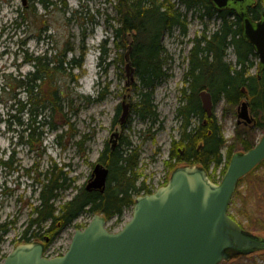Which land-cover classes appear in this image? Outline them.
Masks as SVG:
<instances>
[{
	"label": "rangeland",
	"instance_id": "1",
	"mask_svg": "<svg viewBox=\"0 0 264 264\" xmlns=\"http://www.w3.org/2000/svg\"><path fill=\"white\" fill-rule=\"evenodd\" d=\"M51 1H54V4L45 10L37 5L36 1H31L36 9L35 13L31 14V10L27 9L30 17L18 29L16 25L21 21L19 13L24 9L22 0H13L12 9L0 7V223L9 224L11 221L8 234L0 244V264L22 243L17 239L27 229L29 220L33 217V208L40 204L37 179L42 180L41 175L54 163L58 167L68 165L65 170L69 172L72 186L62 192L56 203L61 205L89 182L93 168L99 162L105 147L109 145L110 148H115L123 143L121 137H113L111 140L116 130L120 136L132 142V147L140 156L139 183L143 182L153 192L167 185L175 170L166 166V161L169 160L172 139L180 138L181 122L176 113L182 104L181 89L184 86L183 78L188 68L193 38L202 35L205 30L209 35L219 26V21L215 18L205 19L203 23L197 19V14H189L186 36L182 35L179 29H175L173 34L165 35L164 44L169 57L166 69L169 75L157 86L154 94L159 122L149 129V122H144L131 113L125 127H122V111L118 114V106L125 98L131 103L136 101L137 78L134 71L135 78L128 86L130 79L126 70L127 60H121L123 51L116 50L112 42L111 25L116 24L114 18L117 0H66V4L62 0ZM43 16L46 20L44 30ZM107 36L110 37L106 47L108 55L102 59L99 45L101 46ZM126 52L124 51L125 54ZM63 54H66L67 60L77 61L83 55V68L73 71L77 75V83L71 81L70 77L65 80V84L88 99L76 101L66 109L71 119V129L60 126L59 130L52 131L48 127L42 137L40 136L42 141L22 145L17 129L21 131L26 126L22 127L16 119H12L11 123L4 122L15 97V114L20 107L19 103L27 102L25 86L20 91L12 90V87L17 85L15 80L35 71L33 60L36 57L47 55L52 58ZM227 60L232 64L236 62L233 48L228 50ZM254 60L258 62L259 58ZM257 67L251 70V74L257 75ZM246 101L248 99L242 102ZM242 102L233 107L222 99L217 105H213L214 116L227 141L226 146L222 148L223 163L219 167L212 165L208 172L210 179L217 184L225 175L223 168L227 162L228 146L236 148V151L241 148L235 137L244 136L245 129H240L242 126L238 125L239 107ZM28 105L27 103L26 110ZM26 110L18 115L24 123H27L29 118V112ZM49 114L50 112L47 117ZM55 123L59 125L58 121ZM67 130L69 134H66ZM27 133L28 131H24L23 141L27 140ZM262 135L261 130H254L253 142L257 144ZM8 161L12 163L7 167L4 163ZM258 166L253 170V175L239 182L229 213L234 215L246 230L264 237V232L250 229L251 224L257 226L261 221L264 225L263 209L258 207V204H264V201L260 199L262 194H257L258 190H264V162ZM133 210L134 206L127 208L121 221L116 217L108 221V230H121L132 218ZM93 217L89 213L83 214L74 224L63 228L53 242L50 241L52 234L47 233L50 227L48 223H45L42 229L34 227L32 231L45 235L42 240L44 244V240L49 239L45 254L54 257L67 252L76 230L79 229L77 226H88ZM221 264H264V250L223 261Z\"/></svg>",
	"mask_w": 264,
	"mask_h": 264
},
{
	"label": "trees",
	"instance_id": "2",
	"mask_svg": "<svg viewBox=\"0 0 264 264\" xmlns=\"http://www.w3.org/2000/svg\"><path fill=\"white\" fill-rule=\"evenodd\" d=\"M40 1L46 8L54 4L51 0ZM62 1L66 4V0ZM255 1L258 3L257 11L264 8V0ZM233 11L232 9L220 11L211 0H117L115 4L116 24L111 25L112 42L116 50L123 51L121 54L123 62L126 61L124 51L126 52L129 46H132L130 59L137 78L136 101L132 104V113L136 114L140 120L149 122V129L159 122L158 107L154 99L155 89L169 75L166 69L169 57L164 44L165 35L173 34L175 29H179L181 34L186 36L189 14H197V19L203 23L205 19L215 18L219 21V26L213 33L208 35L205 30L202 35L193 38V45L188 56V68L183 78L184 86L181 89L182 104L179 105L176 113L181 122L180 138L172 140L173 148L170 150V158H178L177 166L181 163L197 164L209 172L212 165L219 167L224 160L222 148L226 146L227 141L215 116L207 120V124L204 123L207 115L199 97L202 90H208L212 94L214 105L224 99L227 105L234 107L242 100L248 99L252 113L257 119V127L264 132V72L261 78L251 74V70L257 66L254 58L257 59L258 55L253 46L242 36L241 19ZM19 16L20 22L26 23L29 19L28 10L23 9ZM109 42L110 37L107 36L101 44L102 59L108 55L106 47ZM230 48H233L236 57L234 64L227 60ZM33 62L36 67L33 76L30 73L22 79L15 80L17 85L12 87V90H20L25 86L28 99L30 97L29 100H32L35 108L39 106L43 108V99H48L50 114L49 120L44 124L45 128L49 127L52 131L59 130L60 126L71 129L72 123L66 109L68 110L76 101L88 98L66 85L65 80L72 77L71 81L77 83L78 78L73 71L83 68V55L79 61L67 60L66 54H63L52 58L47 55L39 56ZM35 90L39 92L34 95ZM14 101L10 107L15 108L16 97ZM19 105V110L26 108L23 102ZM12 117L22 126L24 125L18 116L12 114ZM55 121H58L59 125ZM35 123H38L37 118ZM31 127L33 129L29 142L34 144V142L42 141L40 140L44 132L42 123L36 126L28 124L24 131L27 132V129ZM254 130L256 128L245 129L244 136L240 137L243 140L235 137L241 150L247 151L255 146L252 136ZM67 132L68 130L66 134ZM62 136L63 133L60 134V137ZM122 142L115 148L107 145L99 158V162L110 170L108 185L103 193L96 190L89 191L85 185L79 188L72 198L58 206L56 203L62 192L72 186L69 172L65 170L68 165L58 167L54 163L48 167L47 171L41 175L42 180L38 178L36 182L39 185L40 204L33 208V217L29 220L27 229L19 235L17 240L19 242L42 241L45 235L32 229L34 227L42 229L45 223H48L50 227L47 233L52 234L50 241L53 242L63 228L74 224L85 213L93 216L100 213L107 221L114 217L121 221L124 211L135 205L138 196L152 194L153 191L143 182L139 183L140 156L137 150L132 147L133 144L128 138H123ZM78 144L81 145L80 142ZM180 147L185 148L184 155H181ZM236 150L228 146L223 174L226 173ZM11 161L5 162L4 165L8 167ZM171 163L167 160L166 166L174 170L177 166H172ZM253 173L254 171L251 174ZM260 191L258 190L257 194H262L260 199L264 201V190ZM258 207L263 209L264 213V204L259 203ZM229 215L246 229L234 215L231 213ZM10 222L9 224L0 223V244L8 234ZM262 222L257 226L251 224L250 229L264 232ZM77 228L82 227L77 226ZM47 246L48 244L46 248Z\"/></svg>",
	"mask_w": 264,
	"mask_h": 264
},
{
	"label": "water",
	"instance_id": "3",
	"mask_svg": "<svg viewBox=\"0 0 264 264\" xmlns=\"http://www.w3.org/2000/svg\"><path fill=\"white\" fill-rule=\"evenodd\" d=\"M223 11L254 4L255 0H211ZM26 4V0H22ZM238 13V12H237ZM243 37L259 56L260 73L264 71V11L254 23L242 13ZM131 48L127 53L130 58ZM128 76L134 68L126 65ZM204 108L210 113L211 96L201 94ZM130 115L128 106L120 119ZM240 121L251 123L248 102L239 107ZM118 138V134L112 138ZM264 161V134L252 149L236 153L220 184L196 164L176 168L167 185L155 193L137 197L132 218L117 231L106 227L103 215L96 214L88 226L77 230L68 251L60 257H44V243L18 244L2 264H219L234 257L264 250V237L244 230L228 214L229 204L239 180ZM110 170L97 163L87 185L88 190L105 192Z\"/></svg>",
	"mask_w": 264,
	"mask_h": 264
},
{
	"label": "flooded vegetation",
	"instance_id": "4",
	"mask_svg": "<svg viewBox=\"0 0 264 264\" xmlns=\"http://www.w3.org/2000/svg\"><path fill=\"white\" fill-rule=\"evenodd\" d=\"M31 1L32 2H34V1H36V4L37 5H39L41 8H43L44 10H45V6L41 3V1L40 0H26V4H23V2H22V5H23V7H24V9H30L31 10V14H34L35 12V7L33 6V4H31ZM1 6H5V7H7V8H10V9H12L14 6H13V0H0V7ZM257 6H258V3L257 2H254V4H247L245 7H244V9H242L243 7L242 6H235V8H234V13L235 14H238V13H242V14H244V15H247L248 17H250L251 19H252V21L254 22V23H257V22H259L261 19H262V13H263V11H264V8H261L259 11H257ZM227 10H230V9H227ZM223 11H226V10H223ZM46 12V11H45ZM238 12V13H237ZM29 17H30V15H29ZM45 22H46V20H45V17L43 16V18H42V23H43V30L45 29ZM18 25H16V29H18L19 28V23H17ZM242 36H243V29H242ZM44 40V39H43ZM256 53V52H255ZM257 54V53H256ZM258 55V54H257ZM257 58H259V56L257 57ZM255 59V58H254ZM255 61V60H254ZM256 62V61H255ZM253 69H256V67H254ZM257 75H258V77L259 78H261L262 77V73H260V65H259V63H258V67H257ZM35 70H36V67H35ZM35 72V71H34ZM33 72V73H34ZM264 72V71H263ZM33 73H32V76H33ZM135 78V77H134ZM38 85L40 84V82L39 83H37ZM131 84V83H130ZM31 85H32V83L30 84V88L32 89V87H31ZM128 86H130V85H128ZM21 90V89H20ZM19 89H17V91H20ZM37 90H39L38 88H37ZM38 92H34V95L35 94H37ZM31 92H30V96H31ZM27 95H28V93H27ZM200 97V96H199ZM27 98H28V96H27ZM212 98H213V96H212ZM29 99H30V97H29ZM28 99V100H29ZM44 100V106H43V108H41L40 106H39V108H35V106H34V104H33V102H32V100H29V105H28V108H27V110H26V108L25 109H22V110H19V108H17V114H15L16 116H18L19 114H22V113H24L25 112V110H26V112H29V118H28V122L27 123H24L23 122V126H26V127H24V129L25 128H27L28 127V124L30 125V124H32V125H34L35 124V126L36 125H39V124H41L42 123V126H43V130H45V126H44V124H45V122L47 121V120H49V117H47L46 116V114L48 113L47 112V110L49 109V105H48V99H43ZM200 100H201V98H200ZM34 101V100H33ZM124 101H125V103L127 104V105H129V111H130V114L132 113V104L133 103H131V102H128V100H127V98H125L124 100H123V102H122V104L121 105H119L118 106V108L120 107V111L118 112V114H120L121 113V111H122V115H123V112H124V107L126 106V104H124ZM248 103H249V105H250V101L248 100L247 101ZM25 104V103H24ZM26 105V104H25ZM213 105H214V101H213ZM201 106H202V108H203V104H202V101H201ZM122 107H123V109H122ZM47 109V110H46ZM122 109V110H121ZM204 110V109H203ZM205 111V110H204ZM206 112V111H205ZM250 113H251V115L254 117V119H253V121L251 122V123H245L244 121H240V119H238V125L239 126H242V128L240 127V129H254V128H256V130H260L258 127H257V119H256V117H255V115L252 113V110H251V105H250ZM206 115H207V119L204 121V123L205 124H207V120H209V119H211L213 116H214V112L212 113V115H209L207 112H206ZM33 116H35V117H33ZM37 116V117H36ZM19 117V116H18ZM117 117H118V115H117ZM37 118V121H38V123L36 124L35 123V119ZM239 118V117H238ZM19 119H21L20 117H19ZM16 121H17V119H16ZM127 121V120H126ZM18 122V121H17ZM125 124H126V122L122 125L121 124V122H120V125L122 126V127H125ZM22 126V127H23ZM41 127V125L39 126V128ZM46 128H48V127H46ZM24 129H22L21 131H20V129L18 130L17 129V132H20V134H18L19 135V137H20V140H21V142H23V144L22 145H25V144H29L30 142V139H31V133H32V129H33V127H31V128H29V129H27L28 130V138H27V140L26 141H23V136H24ZM115 132H118V130H116ZM114 132V133H115ZM44 133V132H43ZM22 134V135H21ZM238 135H236V137H237ZM112 137V136H111ZM120 137H121V141L123 140V136H120V133H119V139H120ZM118 138H116V139H118ZM238 138V137H237ZM240 139V138H239ZM111 140H113V138H111ZM173 140V139H172ZM240 140H243V139H240ZM173 143L171 142V150H172V148H173V145H172ZM114 150V149H113ZM179 150H180V153H181V155H184L185 154V148L184 147H180L179 148ZM240 151H245V150H238V151H236V152H240ZM170 155V154H169ZM169 160L172 162L171 164L173 165L174 163L175 164H177V160H178V158H174V159H171L170 158V156H169ZM100 163V162H99ZM184 165H192V164H185V163H181V164H179L176 168H178V167H180V166H184ZM175 168V169H176ZM169 182V181H168ZM168 184V183H167ZM166 185V184H165ZM160 188V187H159ZM158 188V189H159ZM157 189V190H158ZM156 190V191H157ZM155 191V192H156ZM155 192H153V193H155ZM140 196H144V194L143 195H140ZM139 197V196H138ZM137 199V198H136ZM46 243L45 244H47V242L49 241V239H45L44 240ZM48 248V247H47Z\"/></svg>",
	"mask_w": 264,
	"mask_h": 264
},
{
	"label": "bare ground",
	"instance_id": "5",
	"mask_svg": "<svg viewBox=\"0 0 264 264\" xmlns=\"http://www.w3.org/2000/svg\"><path fill=\"white\" fill-rule=\"evenodd\" d=\"M53 2H54V1H53ZM218 10H219V9H218ZM220 11H221V10H220ZM20 24L23 25L24 23H23V22H22V23L19 22V26H21ZM17 25H18V24H17ZM103 41H104V40H103ZM99 47L101 48L100 45H99ZM130 48H131V52H132V46H131V45L129 46V49H130ZM129 49L127 50V52H126V54H125V59L127 60V64H128L129 62L132 64L131 59H130V58L127 59V56H126L127 53L129 52ZM130 56H131V54H130ZM44 57H45V56H44ZM132 66H133V65H132ZM133 68H134V67H133ZM134 71H135V70H134ZM127 76H128V73H127ZM128 78L130 79V81L128 82V85H130V83L134 80V77H130V76H128ZM204 91H206V92H208V93L210 94V96H211V100H212V107H211V110H210L211 112H210V113L204 108V106H203V109H204L209 115H212V113H213V98H212V94H211L208 90H202V91L199 93L200 98H201V95H200V94H201L202 92H204ZM27 100H28V98H27ZM246 102H247V101H246ZM25 104H27V102H25ZM121 104H122V103H121ZM124 104H126L125 101H124ZM202 104H203V103H202ZM127 106H128V108H129V105L126 104L125 107H127ZM125 107H124V109H125ZM122 109H123V107H122ZM122 109H121V110H122ZM123 113H124V112H123ZM122 125H123V124H122ZM115 134H118V137H119V132H115V133H113L112 136H114ZM236 153H239V152H235V153L232 155V157H233ZM231 159H232V158H231ZM98 163H99V162H98ZM96 164H97V163H96ZM102 164H103V163H102ZM196 165H197V164H196ZM199 166H200V165H199ZM257 166H258V165H257ZM257 166H256V167H257ZM201 167H202V166H201ZM256 167H255V168H256ZM255 168H254V169H255ZM254 169H253V170H254ZM253 170H252V171H253ZM252 171H251V172H252ZM251 172H250V173H251ZM207 173H208V172H207ZM250 173H248V174H250ZM248 174H247V175H248ZM247 175H246V176H247ZM223 178H224V177H223ZM243 178H244V177H243ZM90 179H91V177H90ZM241 179H242V178H241ZM241 179H240V180H241ZM222 180H223V179H222ZM240 180H239V181H240ZM89 181H90V180H89ZM221 182H222V181H221ZM221 182H220V183H221ZM88 183H89V182H88ZM88 183L86 184V189H87V185H88ZM220 183H219V184H220ZM238 183H239V182H238ZM237 186H238V184H237ZM236 189H237V187H236ZM87 190H88V189H87ZM89 191H93V190H89ZM235 192H236V191H235ZM152 194H153V193H152ZM147 195H149V194H147ZM231 201H232V200H231ZM230 204H231V203H230ZM230 204H229V207H230ZM98 214H100V213H98ZM228 214H229V208H228ZM101 215H103V214H101ZM103 216H104V215H103ZM94 217H95V216H94ZM94 217H93V218H94ZM104 218H105V216H104ZM105 220H106V218H105ZM107 222H108V221L106 220V225H107ZM241 227H242V226H241ZM242 228H243V227H242ZM243 229H244V228H243ZM244 230H246V229H244ZM246 231H249V230H246ZM249 232H251V231H249ZM251 233H252V232H251ZM252 234H254V233H252ZM254 235H256V234H254ZM256 236H258V235H256ZM234 258H238V257H234ZM229 261H230V260H229ZM222 262H223V261H221L219 264H221Z\"/></svg>",
	"mask_w": 264,
	"mask_h": 264
}]
</instances>
